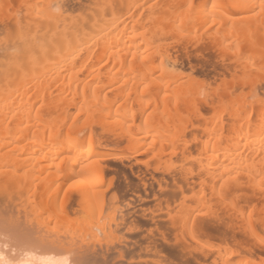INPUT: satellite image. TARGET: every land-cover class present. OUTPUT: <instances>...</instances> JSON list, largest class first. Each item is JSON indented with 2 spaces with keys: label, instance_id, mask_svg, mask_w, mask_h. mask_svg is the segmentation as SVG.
<instances>
[{
  "label": "bare ground",
  "instance_id": "1",
  "mask_svg": "<svg viewBox=\"0 0 264 264\" xmlns=\"http://www.w3.org/2000/svg\"><path fill=\"white\" fill-rule=\"evenodd\" d=\"M0 208L70 238L0 264H264V0H0Z\"/></svg>",
  "mask_w": 264,
  "mask_h": 264
},
{
  "label": "rangeland",
  "instance_id": "2",
  "mask_svg": "<svg viewBox=\"0 0 264 264\" xmlns=\"http://www.w3.org/2000/svg\"><path fill=\"white\" fill-rule=\"evenodd\" d=\"M30 207H31V205H30ZM29 206H27V210L30 208ZM1 209V208H0ZM23 209V208H22ZM31 209V208H30ZM33 210H34V208H32ZM11 211H12V209H10ZM27 210H25L26 212H20L19 211V213H21V214H18V212H17V210L16 209H14L13 210V212H15V213H13V212H11V211H9V210H7V212H8V214H6L7 212L5 211H3L4 213H5V216H4V213L2 214L3 216H4V218L3 217H1L0 216V248H1V246H3L2 247V249L4 248V250H5V248L6 249H8L9 251H11L10 253H12V254H15L16 253V257H17V255H21V254H24L26 251H28V249L30 248L31 249V247H32V249L30 250L31 252H33V253H37V254H44L43 253V251L44 250H46V251H44L45 253H49V249L50 248H48V245H51V244H49L50 242H51V240L52 239H55L56 238V236H54L55 235V233L57 232V231H62V229L61 230H58L57 228H55V227H51V226H53L52 224L51 225H48L49 227H50V229L51 228H55V229H57V231L56 230H53V229H44V228H47V227H44V228H42L43 226H41V228L40 229H44L45 231H44V233H41V232H43V231H40L39 229H38V226H40L39 225V223L38 224H36L37 222H35V220L33 221L32 219H33V216H32V214H34V213H36L37 214V212H36V210L35 211H33V213L31 214V210H29V212L27 213ZM0 211H2V210H0ZM17 212V213H16ZM1 213V212H0ZM11 213H13V214H11ZM16 216H15V215ZM39 214V213H38ZM36 215V217H40V215ZM29 215V216H28ZM35 216V215H34ZM38 218H36V219H38ZM41 218V217H40ZM35 219V218H34ZM36 221H38V220H36ZM44 223H42L41 225H43ZM44 226H46V224L44 225ZM46 230H48L50 233L52 232V234H53V237H55V238H50L51 236V234L50 233H48V231L46 232ZM56 231V232H55ZM69 233V232H68ZM67 233V235H69V237H71V236H74L73 238H75V239H77L76 238V235L77 234H79V233H77V234H72L71 236H70V234H68ZM40 234H41V236L43 235H47V237H48V234H49V241H47V239L48 238H45V236H44V242H43V240H41V239H43L41 236H40ZM39 235V236H38ZM56 235H58L57 233H56ZM66 234H63V236L62 235H60L61 237H64ZM78 236H80V235H78ZM77 236V237H78ZM82 236L83 235H81L78 239H79V241L77 240V242L76 243H78L79 244V242H81V240L85 243V241H84V239H81L80 240V238H82ZM39 237V238H38ZM69 237H67L66 239L68 240V238ZM85 237V236H84ZM89 237V236H88ZM41 238V239H40ZM58 238V237H57ZM55 239V240H61V238L59 237L58 239ZM65 238V237H64ZM63 238V239H64ZM72 238V237H71ZM71 239V242L72 243H74L75 242V239ZM46 239V240H45ZM62 239V240H63ZM86 239H87V243L90 241L89 239L90 238H87V236H86ZM56 241V242H59V244H60V242L62 241ZM73 240H74V242H73ZM41 241H42V243H41ZM47 241V242H46ZM53 241V240H52ZM65 239L62 241L63 243L62 244H65V242H68V241H70V238H69V240L68 241H65ZM41 244H40V243ZM46 243L48 244V245H46ZM82 243V242H81ZM90 243H91V241H90ZM43 244V245H42ZM68 244V243H67ZM67 244H65L66 246H67ZM69 244H71V243H69ZM83 244V243H82ZM89 244V243H88ZM88 244L86 245V247H88V248H90V246H91V244L88 246ZM81 245V244H80ZM79 245V246H80ZM52 247H54L53 245H51ZM69 246V245H68ZM71 247H72V244L70 245ZM69 246V247H70ZM77 246V245H76ZM76 246H74V247H76ZM79 246H78V248H79ZM17 249H16V248ZM52 247H51V249H52ZM55 247H58V246H56L55 245ZM71 247H70V251L72 250L71 249ZM74 247H72V248H74ZM85 245L84 246H81L80 248H83L84 250H85ZM16 249V250H14V249ZM26 248V249H25ZM34 248V249H33ZM77 248V247H76ZM76 248H74V251L76 252V251H78V252H80V250L78 249H76ZM88 248H86L87 250H88ZM50 249V251H52V252H55L56 253V251L55 250H57L59 253H57V254H60V252H66L65 250H63V249H61L60 250V247L58 248V249H55V250H51ZM76 249V250H75ZM82 249V250H83ZM19 250V251H18ZM43 250V251H42ZM60 250V251H59ZM7 251V250H6ZM17 251V252H16ZM22 251H24L23 253H22ZM38 251V252H37ZM73 251V250H72ZM15 252V253H14ZM19 252H20V254H19ZM29 252V251H28ZM69 252V250L66 252V253H68ZM75 252H72L74 255H75V257L77 256V254L75 253ZM77 252V253H78ZM18 253V254H17ZM72 253L70 252V255L72 256ZM11 254V256H13ZM63 255H65L64 253H62ZM61 254V255H62ZM69 254V253H68ZM67 255V254H66ZM73 255V256H74ZM8 256L9 257H11L10 256V254L8 253ZM70 256V258H74V257H71ZM15 257V258H16ZM12 258H14V256L12 257ZM14 258V259H15ZM76 263H77V261H76Z\"/></svg>",
  "mask_w": 264,
  "mask_h": 264
}]
</instances>
